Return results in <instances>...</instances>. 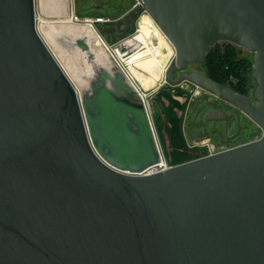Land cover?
Returning a JSON list of instances; mask_svg holds the SVG:
<instances>
[{
    "label": "water",
    "instance_id": "water-1",
    "mask_svg": "<svg viewBox=\"0 0 264 264\" xmlns=\"http://www.w3.org/2000/svg\"><path fill=\"white\" fill-rule=\"evenodd\" d=\"M143 13L175 49L166 82L233 107L205 116L226 119L227 135L241 114L262 134L146 173L155 132L113 57L90 60L108 81L81 82L37 0H0V264H264V0H136L100 29L115 42ZM221 41L253 52L250 94L192 69Z\"/></svg>",
    "mask_w": 264,
    "mask_h": 264
},
{
    "label": "crops",
    "instance_id": "crops-1",
    "mask_svg": "<svg viewBox=\"0 0 264 264\" xmlns=\"http://www.w3.org/2000/svg\"><path fill=\"white\" fill-rule=\"evenodd\" d=\"M120 3H121V0H86L82 2H79L78 0H71L70 13H71V8L74 5L75 11L79 14L82 13V14H87V15H106L110 17H115L113 16V12L118 8L116 6H118ZM134 3H136V0H134ZM37 5L39 8V11L45 14L46 21L53 22V25L50 26L48 33H49V37L52 43L55 44L56 47H58V45L56 44L55 36L65 37L64 39H69L68 42L72 44L73 48L72 47L71 48L74 51L79 50V52L82 53L81 55H83V57L87 61L92 60L93 63L98 64L99 66L103 68H106L108 66V59L106 58L107 54H106V51H104L105 49L102 46L96 43L98 46L97 47L94 44V42L90 39L87 33L78 34L74 32L72 34V32H70L71 29L86 28V30H88L89 28L87 27L82 28V26H77V25H74L72 23L65 22L62 20L64 18L69 17L70 15V13L68 15V5H69L68 0H37ZM77 7H80V9L83 12H78ZM80 42H82L87 47L89 46V48L83 49L82 47L79 46ZM99 54L101 56H98ZM136 80L138 81V79ZM138 84L143 90H145L144 87L139 83V81H138ZM158 88H160L163 92L162 94L163 99H165L166 101L171 100L172 102L173 100H175V103L176 102L180 103L178 105H172V108L174 109L175 112H177L178 115L181 116V118H183L182 119V122H183V120L187 117V108L192 98V92L194 91L196 87L188 81H184L180 83L179 85H171L168 82L162 81V83H160ZM157 89L155 87L149 90H152L155 92ZM173 124L174 125L176 124V120L174 121ZM182 139H183L182 141L183 145L187 146V142H188L187 135L184 136V138L182 137ZM174 141H175L174 146L178 154V149H182L181 147L182 144L180 143L179 139L174 140ZM178 156L179 154L176 155L174 160L179 159L180 157Z\"/></svg>",
    "mask_w": 264,
    "mask_h": 264
},
{
    "label": "flooded vegetation",
    "instance_id": "flooded-vegetation-1",
    "mask_svg": "<svg viewBox=\"0 0 264 264\" xmlns=\"http://www.w3.org/2000/svg\"><path fill=\"white\" fill-rule=\"evenodd\" d=\"M78 1L82 2L86 0ZM121 4L129 5V9H132L135 5L134 0H121L118 6ZM68 40L69 39H64L63 42L71 47L72 44L69 43ZM237 48L239 49L238 46ZM88 63L91 65V70L87 73L86 82H89L90 77H92V79L94 78L96 83L101 81L105 82L110 79L108 73L104 69L92 66L93 64L90 60H88ZM195 68L202 69L201 65L197 64L192 67V69ZM235 85H233V87ZM252 86L253 82L250 83V89L247 94L251 93ZM214 100L215 98L213 96L203 90H199L197 87L192 92V98L187 108V117L182 122V131H184L183 128L185 127L186 134L193 143L189 145L187 142L188 147L201 146L206 149L212 147L216 150H222L257 138L256 135L259 132V127L244 114H241L240 117V127L236 118L229 121L228 135L226 134V119L206 120V114L214 107L225 111L228 115L234 112V108L223 100L216 103H214ZM238 130L239 132H237ZM184 136L186 135L184 134Z\"/></svg>",
    "mask_w": 264,
    "mask_h": 264
},
{
    "label": "rangeland",
    "instance_id": "rangeland-1",
    "mask_svg": "<svg viewBox=\"0 0 264 264\" xmlns=\"http://www.w3.org/2000/svg\"><path fill=\"white\" fill-rule=\"evenodd\" d=\"M81 7V6H80ZM80 7H77V11L78 12H83ZM139 22L141 23L142 21V16L138 19ZM80 32V31H79ZM60 36H55V41L56 44L58 45V47H56L55 44H53L55 47L54 49L56 50V54H58L59 59L61 60L62 64H64V66L67 68L68 73L70 74V76H76L77 78L80 79V81H85L86 82V78L85 76L87 75V73L91 70V65L88 63V61L83 57V55H81L82 53L78 51H74L69 45L65 44V42H63L65 37H60ZM223 42V41H221ZM167 46L164 45V50L165 52H167ZM239 47V46H238ZM240 56H245L248 57L252 62H254V54L253 52H251L248 49H243V52L241 54H239ZM98 56H101L100 54ZM108 62L109 65L110 60L109 58ZM174 58L169 59L168 62V67L167 69L171 66L172 62H173ZM107 64V63H106ZM200 63H197V65H200ZM170 65V66H169ZM196 64L192 65L191 67L195 66ZM71 67V69H70ZM73 67V69H72ZM252 71H253V64H252ZM252 71H251V76H252ZM133 74V73H132ZM133 76H135L136 79H138V77L136 76V74H133ZM252 82H253V87L251 88V92L254 89V86L256 85V81L252 76ZM147 92V91H146ZM151 92L153 93L154 91L149 90L148 93ZM163 92L160 88H158L151 96V111H152V118H153V123H154V128H155V132L157 134V138L159 140V142L162 144V148L164 149V152L166 153L167 159L170 161V163L174 164L183 160H190L196 157H199L201 155H203L204 153L208 152L206 148H203L201 146L199 147H188L183 145V139L182 136L179 134V131L177 129V126L174 125V121L179 120L182 121V118L180 115L177 114V112L174 111V109L172 108V105H178L180 103L176 102L175 100H173V102L171 100L166 101L165 99L162 98ZM178 116V117H176ZM181 125V124H180ZM179 126V125H178ZM185 126V125H184ZM185 128V127H184ZM183 128V134H186V129ZM262 134V130L261 128H259V132L256 135V137L258 138L260 135ZM188 138V144H193L191 139L187 136ZM179 139L180 143L182 144V149H178V154L180 157L179 159H175L177 154V151L175 149V144H174V140ZM180 150V152H179ZM182 151V152H181Z\"/></svg>",
    "mask_w": 264,
    "mask_h": 264
},
{
    "label": "bare ground",
    "instance_id": "bare-ground-1",
    "mask_svg": "<svg viewBox=\"0 0 264 264\" xmlns=\"http://www.w3.org/2000/svg\"><path fill=\"white\" fill-rule=\"evenodd\" d=\"M49 29L50 27H45V31ZM78 30L81 33H87L97 46V35L93 30H86V28ZM47 34L49 35V33ZM135 43L139 46L142 43H144V45L133 53L128 63V69L131 74H136L139 83L145 89L144 91L148 93L149 89L155 87L157 89L162 81L165 82L168 62L169 59L175 57V49L148 13L142 14L140 34ZM164 45L167 46V52H165L163 48ZM106 58L109 57L106 55ZM149 94H151V92H149Z\"/></svg>",
    "mask_w": 264,
    "mask_h": 264
},
{
    "label": "built area",
    "instance_id": "built-area-1",
    "mask_svg": "<svg viewBox=\"0 0 264 264\" xmlns=\"http://www.w3.org/2000/svg\"><path fill=\"white\" fill-rule=\"evenodd\" d=\"M40 19H42V18L39 16V21H40ZM62 20L65 22L72 23V24L77 25V26L87 27L96 33V35H97V41L96 42L100 46L105 48V50L113 57V59L116 61V63L119 65V67L123 70V72H125L127 77L133 83V85L135 86L137 91L140 93V95L143 99L145 108L147 110V113L149 115L151 124L153 126L154 132H155L153 118L151 115L152 114V111H151L152 106H151V101H150L153 93L149 94V93L145 92L140 87V85L138 84V81L135 79V77L130 73V71L128 69V63L130 61L131 56L133 55V53L137 49H139L140 47H142V45H144V43H142L139 46V45H137V43H135L136 40H138V35L140 34V22H139V20L137 21V26H136V29L134 32H132L131 34H129L128 36H126L124 38L118 39L115 42L112 41L111 39H109L104 33H102V31L100 29L102 24L112 20V17H110V16L87 15V14L82 15V14H79L75 11V8L73 5V7L71 8V13H70L69 17L64 18ZM165 82H166V80H165ZM155 137H156L157 144H158L160 160L156 164L149 167L146 170V173L165 170V169H168L169 167H171L173 164V163L171 164L170 161L167 159L166 153L164 152V149L162 148V144L159 142V140L157 138L156 132H155ZM207 151L208 152L204 153L201 156L212 154V153H215V152L220 151V150H216V149L210 147Z\"/></svg>",
    "mask_w": 264,
    "mask_h": 264
},
{
    "label": "trees",
    "instance_id": "trees-1",
    "mask_svg": "<svg viewBox=\"0 0 264 264\" xmlns=\"http://www.w3.org/2000/svg\"><path fill=\"white\" fill-rule=\"evenodd\" d=\"M252 64L253 62L248 57L239 55L235 44L223 41L213 46L200 65L208 76L219 81L222 85H227L229 81L233 80L236 84H234V88L237 91L247 93L252 82ZM175 125L179 134L184 138L182 121L177 120Z\"/></svg>",
    "mask_w": 264,
    "mask_h": 264
}]
</instances>
